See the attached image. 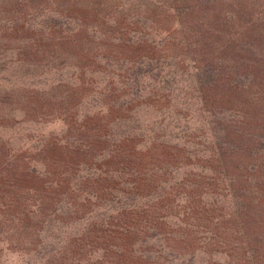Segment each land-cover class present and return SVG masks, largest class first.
<instances>
[{"label": "trees", "instance_id": "obj_1", "mask_svg": "<svg viewBox=\"0 0 264 264\" xmlns=\"http://www.w3.org/2000/svg\"><path fill=\"white\" fill-rule=\"evenodd\" d=\"M172 2L170 16L174 25L169 29L175 36L168 33L169 29H162V35L167 37L163 42L161 38L154 42L159 52L143 37L130 39L126 51L149 61L156 54L157 59L181 52L189 57L195 93L208 119L204 122L207 148L190 155L198 157L201 153V160L192 163V172L181 181L169 180L175 174L173 161L183 162L185 150L168 143L170 136L157 141L152 129L150 142L144 146L132 143L139 140L137 135L146 138L149 132L140 125L129 126L140 111L134 103L143 105L145 99L155 96L163 99L158 102L171 103L174 98L169 92L174 89L168 82L157 81L160 74L139 75L138 66L142 63L126 68L124 74L122 68L111 64L113 53L81 47L89 41L86 38H90V32L86 28L92 27L91 24L86 26L80 21L76 34L51 36L49 48L34 49L28 54L31 67L50 63L51 71H57L54 64L69 61L67 70L71 72L66 84L72 94L85 97L87 86L93 80L99 81L89 98L79 100L77 105L82 108L78 110L82 112L62 118L67 134L75 130L71 138L65 135L36 147L35 156L46 157L41 162L44 170L30 164L24 155L32 153L26 151L14 157L9 154V160L0 163V236L6 235L0 244L14 241L18 249H24L33 240L41 244L40 254L38 251L34 256H24L27 259L24 264H73L69 262L73 256L88 259L87 264H144L143 259L150 256L143 258L139 250L154 241L160 243L162 252L176 251L178 256L186 255L192 247V254L201 251L209 255L205 256L206 264H264V115L260 114L264 112V16L258 22L249 17L258 9L250 0ZM230 35H236L237 40L233 41ZM54 44L65 47L54 48ZM150 68L153 70L154 66ZM168 69L170 66L164 70ZM36 76L43 78L41 73ZM62 81V78L57 81L56 89ZM182 92L186 90L178 93ZM43 93L35 100L40 102ZM51 101L56 99L49 98L50 105L54 104ZM62 103L59 100V109L68 114ZM228 110L238 117L234 124H222L226 120L219 118ZM255 111L261 118H248ZM77 113L80 118L75 117ZM246 127L263 129L262 134L253 135L245 131ZM5 144L7 141L2 146ZM70 161L80 169L90 167L84 178L62 176L63 170L57 168ZM93 165L97 169H91ZM190 176L194 178L186 180ZM123 177L126 182L120 192L117 189ZM168 182L169 189L184 185L189 198L184 196V201L191 196L196 200L191 204L192 210H183L174 222L157 213L166 199ZM148 189H159L162 194L157 191L151 194L145 191ZM143 191L146 194L139 197ZM121 199L137 200L131 205ZM91 205H101L103 210L91 209ZM200 222L206 224L205 231L210 237L199 238L194 246L197 230L193 226ZM55 226L66 229L47 234ZM176 227H186V233H176ZM60 233L65 236L59 239ZM56 239L60 248L54 251L49 241ZM110 256L112 259L106 261L105 257ZM219 257L222 262H218Z\"/></svg>", "mask_w": 264, "mask_h": 264}, {"label": "rangeland", "instance_id": "obj_2", "mask_svg": "<svg viewBox=\"0 0 264 264\" xmlns=\"http://www.w3.org/2000/svg\"><path fill=\"white\" fill-rule=\"evenodd\" d=\"M250 2L254 3L258 9L251 12L249 17L253 18L254 22L261 21L264 16V0H250ZM172 4V0H0V140L3 141V143L0 142L2 143L0 144V163L8 161L7 157L9 154V156L14 157V155H20L26 151V153H32L31 155H24L25 158L30 159V164L44 170L45 167L41 162H44L46 157L44 155L35 156L37 153L34 151L42 146L41 144L47 145L53 139L61 138L65 135L69 139L73 135L75 130L67 134V126L63 119L65 120L69 114L72 115L82 108L81 105H77L79 100L81 98L82 100L89 98L90 91L99 79L93 80V84H89V87L87 86L88 95L86 97L85 94L82 96L72 94L73 90L66 84V78L71 72L67 70L70 67L69 61H62L59 65L54 64V67L57 66V71H51L52 64L50 63H45L44 66L37 65L33 68L31 67L32 61L28 54L34 49L49 48L51 36L56 38L76 34L77 25L81 21L83 25H92V27L86 28L90 32V38L84 34L89 41L83 42L81 47L93 51L104 50L105 53H113L110 58L111 64L122 68L124 74L126 68L133 67L136 63H142V65L138 66L141 69L138 72L139 75L152 76L160 74L157 77V81L166 80L168 82L167 85L174 89V91H169L174 97L171 103L158 102L159 99L160 101L163 99L157 96L145 99L143 105L138 102L134 103V106L137 105L140 111L136 114V118L133 117L135 122L130 123L129 126L137 128L140 125L141 128H145L144 131L149 129V132L146 138L143 135L141 137L137 135L139 140H135L132 143L144 146L145 142H150L151 139L148 138H150L151 129L155 131V134L152 133L153 137L159 142L165 140V135L170 136L172 140L167 139L166 141L185 150L186 155L183 162L173 161L174 172L172 171V173L175 174L169 176V180L179 178L176 181H181L187 173L192 172V163L196 159L201 160L202 154L200 153L198 157L191 156L207 148L204 146L208 144L207 129L204 122L208 119L195 93L196 85L192 78L194 77V71L189 57L181 52V54H176V56L164 54L157 59L158 55L156 54L149 61L143 57L140 58L127 53L130 41H132L130 39L138 37L149 40L155 52L160 51V48L154 45V42L159 41L160 38L163 42L167 36L162 35L163 32L161 30H168L174 25V20L170 16L172 15ZM226 16L229 18L228 14ZM168 33L171 36H175L172 29H169ZM230 37H233V41L237 40L236 35H230ZM55 45L60 48L65 47L63 44H54V48L56 47ZM115 52L116 54H114ZM146 62L150 63V66H154L153 70ZM99 66L102 67L103 64ZM168 66H170V69L168 71L164 70ZM47 70L48 74L46 73ZM40 73L43 78L36 76V74ZM60 78L63 81L60 88L57 87L58 89H56L57 81ZM136 81L139 82L140 80ZM138 84L140 85V82ZM184 89L186 92L178 93ZM35 90L39 93L33 92ZM40 93H43L44 97L42 96L39 102L35 100V97ZM100 96L102 97V95ZM49 98L56 99V101H51L54 104L50 105ZM59 100L63 102V106H67L68 114L59 109ZM262 109L264 110V108ZM80 112L82 111L78 113ZM78 113L75 117L80 118L81 116ZM260 114L263 116L264 112ZM252 117L255 119L261 118L259 112L256 111L249 113L248 118ZM219 118L226 120L222 124H234L238 117L235 116L233 110H228L223 111ZM262 126H264V123ZM124 128L121 127L119 129L124 130ZM246 130L255 135L259 132V134H262L263 129L246 127ZM140 132L142 133V131ZM136 134L140 133L137 132ZM5 141H7V144L4 147L2 145ZM32 147L33 149L31 150L30 148ZM16 151L18 152L15 153ZM72 163L70 161L57 168L59 171L63 170L62 176L70 177V175H74V178L80 180L89 172L87 170H90V167L87 169H82L81 167L80 169L77 164ZM194 166L197 167L199 164ZM96 167L97 165H93L91 169H97ZM193 178L194 176L186 177V180ZM125 180L123 177V183L118 186L120 188L117 189L118 191L121 192V188L126 182ZM167 186L164 195L166 199H164L165 201L163 200L157 213L165 217L166 220L174 222L179 216L181 217L183 210H192L191 204L194 205L196 200L191 196L189 201H184L185 197L188 198L185 194V189H183L184 185L180 187L173 185L169 189L171 184L168 182ZM145 191H149L151 194L153 191H157L158 194L159 192L162 194L159 189H148ZM79 192L81 190L75 193ZM122 193H124L123 190ZM145 194L146 192L143 191L138 196ZM118 196L120 197V195ZM133 196L131 195L132 198ZM147 197L148 195L145 196V201L149 199ZM207 198L208 196L205 200ZM201 199L204 200L202 197ZM121 200L133 205L137 199ZM117 204L115 201V205ZM89 208L103 210L101 205L98 207L91 205ZM193 227L197 230L194 246L199 238L202 240L210 237L205 231L207 230L205 223L200 222L197 227L195 225ZM193 227L189 230L190 234L192 229H194ZM185 228L176 227L174 231L176 233H186ZM64 229L66 228L57 229L56 226L51 227L47 230V234L49 232H63ZM75 229L78 228L75 227ZM5 236V233H2L0 240H3L2 237ZM64 236V233L58 234L59 239ZM39 244V241L34 242L33 240L30 244H25L24 249H18L17 243L14 241L12 243L1 242L0 264H24L27 261V259L24 260V256H34L35 252L37 253L38 251L40 254L38 248L41 244ZM49 246L54 251H57L60 248L58 239L49 241ZM190 250H192V247L186 251V255L178 256L176 254L179 253L176 251L162 252L160 243L154 241L141 246L139 252H141L143 258H145L144 256H150V258L143 259L144 264H206L208 262L205 256L209 255L201 251L192 254ZM112 257H105V260L108 261ZM87 261L88 259L81 260L80 256L75 258L73 256L69 262L87 264ZM222 261L223 258L219 257L218 262Z\"/></svg>", "mask_w": 264, "mask_h": 264}]
</instances>
